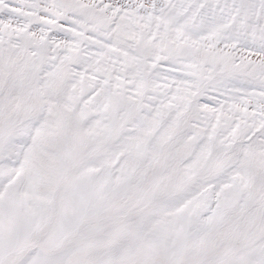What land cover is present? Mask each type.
Masks as SVG:
<instances>
[{"label": "snow or ice", "instance_id": "obj_1", "mask_svg": "<svg viewBox=\"0 0 264 264\" xmlns=\"http://www.w3.org/2000/svg\"><path fill=\"white\" fill-rule=\"evenodd\" d=\"M0 264H264V0H0Z\"/></svg>", "mask_w": 264, "mask_h": 264}]
</instances>
